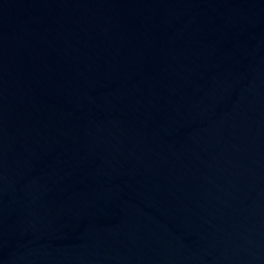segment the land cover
<instances>
[{
	"label": "water",
	"instance_id": "obj_1",
	"mask_svg": "<svg viewBox=\"0 0 264 264\" xmlns=\"http://www.w3.org/2000/svg\"><path fill=\"white\" fill-rule=\"evenodd\" d=\"M0 264H264V0H0Z\"/></svg>",
	"mask_w": 264,
	"mask_h": 264
}]
</instances>
